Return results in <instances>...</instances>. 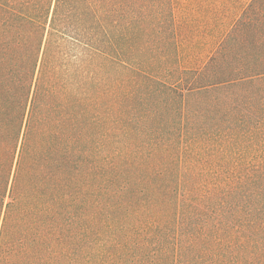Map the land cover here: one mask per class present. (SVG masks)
<instances>
[{
  "label": "trees",
  "instance_id": "trees-1",
  "mask_svg": "<svg viewBox=\"0 0 264 264\" xmlns=\"http://www.w3.org/2000/svg\"><path fill=\"white\" fill-rule=\"evenodd\" d=\"M241 12L187 67L175 0H0V264H264V0Z\"/></svg>",
  "mask_w": 264,
  "mask_h": 264
},
{
  "label": "rangeland",
  "instance_id": "rangeland-1",
  "mask_svg": "<svg viewBox=\"0 0 264 264\" xmlns=\"http://www.w3.org/2000/svg\"><path fill=\"white\" fill-rule=\"evenodd\" d=\"M247 2L248 0H175L183 65L194 67L204 63L232 24L240 17ZM178 141L180 148L177 154L181 157V136L178 137ZM251 142H258L257 137ZM212 153V150L205 148L193 153L192 157L200 159L201 155L205 154L203 157L209 161L221 157L218 153ZM263 157L264 145L260 151H249L244 154L246 160L253 162L261 161ZM176 170L177 168H174L173 171ZM195 170L208 171L204 167H197Z\"/></svg>",
  "mask_w": 264,
  "mask_h": 264
}]
</instances>
